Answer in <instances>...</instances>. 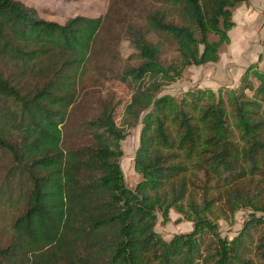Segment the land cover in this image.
<instances>
[{
	"label": "trees",
	"instance_id": "1",
	"mask_svg": "<svg viewBox=\"0 0 264 264\" xmlns=\"http://www.w3.org/2000/svg\"><path fill=\"white\" fill-rule=\"evenodd\" d=\"M247 1L160 0L162 8L146 15V32H134L140 64L120 78L130 99L105 101L97 118L77 125L88 142L75 145L68 120L107 17L61 24L19 0H0V150L22 179L12 200L21 213L0 245V264H264V237L253 249L245 236L223 238L194 205L193 232L167 241L156 231L158 213L195 198L199 177L188 162L204 175V211L223 203V214H235L264 194V74L257 75L261 99L234 96L241 141L222 101L196 117L186 102L160 94L187 67L220 60L221 42L210 35L228 32L233 10ZM149 34L174 41L180 62L167 65ZM140 122L134 168L142 180L133 189L121 142ZM212 181L214 198L206 190Z\"/></svg>",
	"mask_w": 264,
	"mask_h": 264
},
{
	"label": "rangeland",
	"instance_id": "2",
	"mask_svg": "<svg viewBox=\"0 0 264 264\" xmlns=\"http://www.w3.org/2000/svg\"><path fill=\"white\" fill-rule=\"evenodd\" d=\"M19 1L35 8L42 18L61 24H64L68 18L79 15L91 18L102 15L107 17L105 26L97 38L96 54H93L89 63L88 73L79 89L77 103L68 120L70 133L79 135V139L73 143L75 145L87 143L88 139L82 137L85 131L81 132L82 128L77 130V125L81 126L83 122L97 118L102 109V104L108 99H124L125 102L130 99L131 90L120 81V78L128 68L140 64L139 53L132 42L135 37L134 32L139 30L146 32L145 19L148 11L161 9L162 4L160 0ZM147 37L156 43L157 41L162 43L161 57L167 65L171 62H180L174 41L161 39L154 34H149ZM210 40L221 42V53L228 42L227 31H223L221 34L212 33ZM202 50L203 47H201ZM194 67L199 66L187 67L175 83L164 85L160 94H169L176 97L180 102H186L188 110L196 117L208 105H216L222 101L233 138L241 141V132L237 128L232 102L235 95L238 97L243 95L245 97H242L243 99L258 100L261 81L257 75L264 74V71L254 69L244 83L242 81L235 87H229L225 84L208 88L201 86L199 79L202 74L197 77V72L191 71ZM142 129L143 124L140 122L136 128L127 133L126 138L121 142L122 169L128 186L133 189L142 180L141 175L134 168V160L141 145ZM192 162H188L191 168L190 175L195 173L199 177L193 178L196 184L193 187L195 198L185 199L181 202L182 204L169 209L164 215L163 212L158 213L157 233L165 240L170 241L177 234L193 232L197 217L194 216L195 212L190 206L194 205L200 210L202 217L208 218L219 226L223 238L233 241L240 236H245L247 245L253 249L264 237V194L260 196L254 207L241 208L235 214H223L226 210L223 208V203L213 204L210 210L204 211L201 196L204 175L197 172ZM21 184L22 179L18 176L12 155L7 151L0 150V245L2 246L9 242L12 223L21 213V207L18 206L16 200L12 201L16 198L15 193ZM213 185L214 182L212 181L210 188L206 189L210 191L211 198H214L218 193L215 188H211ZM10 195L14 197L8 201Z\"/></svg>",
	"mask_w": 264,
	"mask_h": 264
},
{
	"label": "crops",
	"instance_id": "3",
	"mask_svg": "<svg viewBox=\"0 0 264 264\" xmlns=\"http://www.w3.org/2000/svg\"><path fill=\"white\" fill-rule=\"evenodd\" d=\"M233 27L217 63L194 67L201 86H238L250 68L264 71V0H249L233 10ZM197 80V79H194Z\"/></svg>",
	"mask_w": 264,
	"mask_h": 264
}]
</instances>
